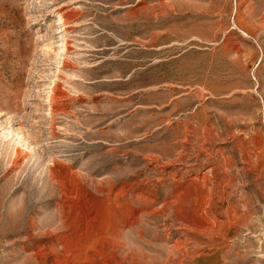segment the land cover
I'll list each match as a JSON object with an SVG mask.
<instances>
[{"label": "rangeland", "instance_id": "1", "mask_svg": "<svg viewBox=\"0 0 264 264\" xmlns=\"http://www.w3.org/2000/svg\"><path fill=\"white\" fill-rule=\"evenodd\" d=\"M0 264H264V0H0Z\"/></svg>", "mask_w": 264, "mask_h": 264}]
</instances>
